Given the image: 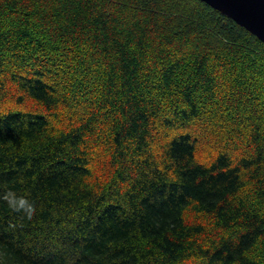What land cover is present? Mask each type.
<instances>
[{"label":"trees","instance_id":"16d2710c","mask_svg":"<svg viewBox=\"0 0 264 264\" xmlns=\"http://www.w3.org/2000/svg\"><path fill=\"white\" fill-rule=\"evenodd\" d=\"M8 190L0 264H264V43L199 0H0Z\"/></svg>","mask_w":264,"mask_h":264},{"label":"water","instance_id":"95a60500","mask_svg":"<svg viewBox=\"0 0 264 264\" xmlns=\"http://www.w3.org/2000/svg\"><path fill=\"white\" fill-rule=\"evenodd\" d=\"M264 43V0H199Z\"/></svg>","mask_w":264,"mask_h":264},{"label":"rangeland","instance_id":"374dc122","mask_svg":"<svg viewBox=\"0 0 264 264\" xmlns=\"http://www.w3.org/2000/svg\"><path fill=\"white\" fill-rule=\"evenodd\" d=\"M6 97H7V103L1 107V110H7V109H11V108H17L16 107V99L14 98V96L17 95V91L15 88H13L12 86L8 85L6 88ZM230 102V101H229ZM228 103V102H226ZM226 107V104H224V107ZM18 108H22L26 111L28 110H32L37 108V106H35L33 103H31V101L26 102L24 105L18 107ZM243 110V109H241ZM222 112L226 113L225 111L222 110ZM261 112H257V113H253V112H246V115H244V119H248V121H254L256 119H258L259 116H261L260 114ZM260 114V115H259ZM252 124V122L250 123ZM214 126H209V128L211 129V132L214 131L212 128ZM221 123L220 126H218L215 130V134H220L223 138L225 137V134H223L221 132ZM219 128V129H218ZM190 131H192L197 137H199L200 139V143H199V156L203 157V158H207L208 155H212L214 153V151L216 152L217 150H219V148L222 147L221 143L218 144H214L213 142L217 141V139L210 137L208 138V131H202L200 128H196V125H194ZM241 151L239 152H233L235 154L237 153H241ZM93 165H92V170H94L95 175H97L98 173H100L101 169H103L104 167H106V163L103 164V162L105 161L103 158L104 156L100 155V156H93ZM104 166V167H103ZM187 218L190 221L196 222V223H202V224H206L207 225V221L208 219L204 218L203 220H201L202 218H192V216H190V214H187Z\"/></svg>","mask_w":264,"mask_h":264},{"label":"clouds","instance_id":"9594fccd","mask_svg":"<svg viewBox=\"0 0 264 264\" xmlns=\"http://www.w3.org/2000/svg\"><path fill=\"white\" fill-rule=\"evenodd\" d=\"M0 201L6 203L14 213L20 214L21 219L31 221L36 215L35 205L27 197L18 195L14 191L0 192Z\"/></svg>","mask_w":264,"mask_h":264}]
</instances>
